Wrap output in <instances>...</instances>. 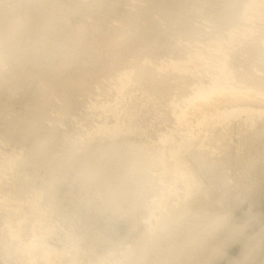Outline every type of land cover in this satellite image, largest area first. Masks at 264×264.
Masks as SVG:
<instances>
[{
	"label": "rangeland",
	"instance_id": "1",
	"mask_svg": "<svg viewBox=\"0 0 264 264\" xmlns=\"http://www.w3.org/2000/svg\"><path fill=\"white\" fill-rule=\"evenodd\" d=\"M82 1L61 0V6L63 5L61 12L65 13L66 18L70 21L69 24L101 22L116 37L118 36L114 33L122 16L128 13H136L138 10L143 14L139 23L142 26L152 27L154 30L151 31V35H157L153 37L154 50H143L135 58L141 64L147 63L148 67L150 65L154 69L153 73L157 87L152 93V90L149 91L147 89L145 83L140 82L135 77L133 67L131 68L129 64H122L113 74L107 76L99 75L102 80H99L100 78L91 80L89 85H87L88 92L76 95L74 101L70 104L71 110L66 112L68 115L63 114V116L59 113V108L57 107H59L61 102L58 98H54L49 104L47 113H44V121L41 124L37 140L49 139L47 147H57L56 149L61 150L64 149L63 143L65 145L73 143L76 147H79V145L82 147L83 143V146L86 144V146L94 148L100 145L106 146L113 141L112 144L120 143L121 145L128 140L130 141L129 143L133 142L132 144L137 146L149 145L152 147L159 155V163L150 169L151 171L148 172L149 177L146 175V179L144 178L146 181L144 182L145 187L143 185L140 186V188L142 187L141 192H139L141 201L135 202L134 199H124L121 203H118L119 205L114 206L115 202L113 200L103 198L104 193L100 184L103 175H97L100 176L98 180L93 179L92 181V177L88 180L79 173L78 167L71 166V164H74L76 157H82L80 155L82 148L78 150L75 158L73 157V162H71L72 160L70 162H62L63 164L59 166L58 163L60 162L56 160H59L62 156L65 157L62 153L61 155L60 152L56 153L55 151L54 153L53 150H50L49 153H54L52 157H55V160L50 156L47 159L55 162H44L46 158H42L39 154H33L37 158L28 154V148L32 146L31 142H33V139L21 140L20 134L16 130V135L8 134L6 129H4V120L11 121L23 114V97L17 95V98L14 101L12 100L9 109L0 116V123H2L0 124V166L2 167H0V178L2 179H0V201L2 202H0V205L2 204L0 206V242H2L0 243V264H134L130 260V251L132 252L135 242L137 240H145L154 235L156 222H159L171 205L175 212H183H181V215H179L180 212H177L178 214L174 213V211L168 212V215L172 218L170 219L172 238L174 236V238L178 239L179 236L190 233L188 231L189 226L191 233H195L193 229L196 226L200 227L202 225L201 222L208 223L213 213L226 216L225 224L229 226L226 225V228H231L232 225L240 227L239 231L233 233L234 235L232 234L233 237L230 236L232 238L228 237L229 239L224 238L226 237L224 235L228 234L224 226L218 227L217 231L215 230L212 232L213 234L209 233L206 236L207 248H201L203 258H206L205 260L209 258L206 264H264V104L251 103L245 100H241L242 102L229 100L212 107L203 106L199 111L200 114L195 112L193 114L192 112V107L196 104L195 100L197 99L195 95L198 91H202L201 89L206 91L213 86V80L221 75H223L221 76V80L223 79L221 83L222 86L226 87V91H228L227 88L229 87L232 92L233 87L236 90H233L232 93H241L249 89L252 93L264 95V46H262L264 45V38H261L262 41L259 38V51L251 49L245 52L244 49L246 50V45L250 38L247 36L249 34L246 33V36L241 34L243 36L242 39L241 35L238 34L243 28L245 29L246 27L247 30L251 26L254 28V33L258 34L259 28L264 27V22L260 21V18L256 15L252 16L251 13H247L245 19H239L235 23L236 26L234 25V29L238 28L239 32L235 30L234 33L232 27H230V31L228 29L225 32H219L206 13L210 6L199 0H189L190 5L189 7L186 6L184 10L179 9L177 6L169 5L168 10L173 21H169L161 8L158 7H151L146 12L142 11L147 5L144 0H106L107 4L111 2L110 5L118 2L115 5V10L110 11L108 14L105 9L108 7L107 5L101 6L98 10L88 11L89 13L87 14V10H85L86 4L94 0ZM0 2V6L6 9L12 6L11 0H0ZM152 2L155 5L157 0ZM71 7H76V12L74 13L76 16L70 15L73 13L69 10ZM100 9L105 13H102ZM248 14H251L250 17ZM251 16L252 18L254 17V21L256 20L255 23ZM85 17L87 20H85ZM101 18L104 20L109 19L110 21L108 20L107 23ZM246 18L252 22L249 23ZM252 23L254 26L251 25ZM257 24L261 25L258 26ZM183 28L194 29L198 32V35L193 36V38L182 35L181 30ZM228 31L231 32V37L228 35ZM194 53H197L198 56H195L196 54ZM134 56L128 54V59L133 60ZM199 56L200 58H198ZM27 59L25 57L21 58V60ZM142 61L144 62L142 63ZM196 61L199 62L197 63ZM175 65L191 69L193 72L189 70V73L186 72V74L177 69ZM151 67L149 68L152 69ZM11 70H13V67L8 63H5L3 67L0 66L1 77L9 80L14 73ZM121 71H126V73ZM180 71L182 72L181 74ZM245 72L259 78L260 80L258 81L260 83L247 84L250 82L249 80H245V83L243 78ZM121 74L122 77H119ZM130 74L132 76L129 77ZM241 74L243 75L239 77ZM162 80L170 87L169 95L164 97L161 95ZM244 87L248 89L245 90ZM3 92H0V97L3 96ZM158 92L159 94H157ZM183 96L184 98H182ZM194 98L196 99L194 100ZM173 101L176 103H173ZM55 106L56 108H54ZM207 108L209 111H207ZM241 108L243 112L240 111ZM203 109L205 110L204 112ZM49 110L50 112H48ZM117 112H120L119 115ZM80 131H83L84 134ZM171 150H173V153L178 151L180 157L184 158L187 164L185 174L181 170H178V172L172 168L174 158L170 155L172 154ZM175 150L176 152H174ZM161 155L164 157L163 161H161L163 159L160 157ZM104 158H108L109 160H107L113 163L110 157L105 156L101 159V164L96 165L97 168L94 166V168H96L95 170L96 172L98 171V174L101 172L105 177V174L106 176L111 174L109 169L102 168L105 162L107 164V160ZM18 159L20 160L18 161ZM68 163L71 164L69 165ZM166 164L171 167L168 168ZM166 168L170 169V171L168 172ZM104 170H107V173ZM77 171L79 174H76ZM80 176H84L86 180ZM21 178L24 190L15 196L14 187L20 184ZM80 179L84 182L82 183ZM185 179L188 182L187 184ZM193 181H196L195 185H193ZM15 182L19 184L17 185ZM146 186L149 187H147L148 190H146ZM150 191H156L157 195ZM143 205H145V208ZM176 205L178 206L176 207ZM248 213L250 214L248 215ZM199 214H201V217ZM187 221L188 223L185 224ZM182 226L183 228L181 229ZM176 231L179 233H176ZM218 235H220L221 239ZM254 236L258 238L260 236L261 242L255 245L256 249L255 247L254 249L252 248V252L249 251L250 253L248 252L247 254L246 250H249L248 241H251ZM168 241H170L169 237L165 238L163 243L165 244ZM214 241L215 243L224 242L222 245L217 246L216 251L211 254L212 256H209V253L212 252L210 251L212 246L209 247L208 244L211 242L212 245ZM29 244L32 248H30ZM163 245L159 246L160 250L166 247V244L165 246ZM243 252H245V256L242 254ZM154 254L153 252L146 254V256L148 255L147 258L145 256L143 260L141 259L135 264H161L162 259ZM194 262L191 260L190 264H195ZM196 264L198 263L196 262Z\"/></svg>",
	"mask_w": 264,
	"mask_h": 264
},
{
	"label": "bare ground",
	"instance_id": "2",
	"mask_svg": "<svg viewBox=\"0 0 264 264\" xmlns=\"http://www.w3.org/2000/svg\"><path fill=\"white\" fill-rule=\"evenodd\" d=\"M11 1H12L11 2L12 6L10 8L6 9L3 6H0V66L3 67V65L5 63H8V64H10L13 67V70H11V71L14 72L13 76L9 80H6L4 77H1V74H0V92L4 91L3 92V96L0 97V116H1V114H3L4 111L9 109L12 100L14 101L17 98V95H21L23 97L24 107H23L22 116H19L18 118L13 119L11 121L4 120V129H6V131L10 135H16L15 134V130H16L17 132H19L21 140L33 139V142H31L32 146H30L28 148V154L30 156L31 155L35 156L33 154H37V155L39 154L42 158H46V159L48 158L49 159V156H50L52 159L55 160V157L54 158L52 157V155L55 153V151H56V153L57 152H60V154L62 153L66 158L62 156V158H64V159L59 157L60 159L56 160V161H59L61 163L60 164V163L57 162L59 164V166H61L63 164L62 162H70V160H72L71 162H73V159L75 158L78 150H80L82 148L83 150L81 151L82 153L80 154L82 157H80V158L76 157L75 162H73L74 164H71V163L70 164H71V166L78 167L79 173H81V175H84L88 180H90L91 177H92V179H91L92 181H93V179L94 180H98V177L103 175V178L101 177V180H100V182H101L100 184L102 185V189H103V193H104L103 198L111 199V201L113 200L115 202L114 206L119 205L118 203L119 202L121 203L122 200H124V199H134L135 202L141 201L139 199L140 198L139 197V192H141L140 190H141L142 187L140 188V186L143 185V187H145L144 186L145 185L144 182H146L145 181L146 177L147 176L149 177L148 172L151 171L150 169H152V167L156 166L159 163V155H157L156 150H154L149 145L137 146V145L132 144L133 142L129 143L130 141L124 139V140H126L128 142L123 140L125 143H123L121 145H120V143L119 144L118 143L117 144H112L114 142L113 141L112 143L109 142L108 145L105 144L106 146H101L100 145L98 147H94L93 148V147L86 146V144H85V146H83V143H82V147H81V145H79V147H80L79 148V147L74 146L73 143H67L66 141H64L67 144L65 145V143H63L64 144V147H63L64 149L61 150V149H56L57 147L56 148L47 147L49 139L45 140V138H44V140H39V139L37 140V138H38L37 136H38L39 131L41 130V124L44 121L43 120L44 116H45L44 113H47L46 111L49 108V104L52 102V100L54 98H58L60 100L61 103L59 102L60 104H59V107H57V108H59V113H61V115H63V114L65 115V114H67L66 112H70V110H71L70 104L74 101L76 95L85 94V93L88 92L87 85H89L91 80H96V79L98 80V78H100L99 75L100 76L101 75L107 76V75L113 74L116 71V69H118V67H120V65H122V64H129L131 68L133 67L134 72H135V77L140 82L145 83L147 89L149 91L152 90L151 92L154 93L153 91H155L156 87H157L156 86L155 75L153 73L154 69L149 65V67L152 68V69H150L148 67L147 63L144 64L143 62L145 60L142 61L143 64H141L140 61L137 58H135V57H138V54L141 51H143V50H148V49H153L154 50L153 37H155L157 35V34L155 35V33H154L155 36L151 35V31H153L154 29L152 27L142 26L139 23L140 18L143 16V14L139 12V10L136 13H128L125 16L121 17V20H119L120 21L119 26L116 27V30H115V33H114L115 35L118 36V37H116V36L113 35V32H111L110 29H106L103 26L104 23H101V22H93V23L82 22V23L76 24V25L69 24L70 21L66 18L65 13L61 12L62 6H63V5L61 6V0H11ZM144 1H146L147 5H146V7L144 9H142V11L146 12L151 7L161 8V10L163 11L164 15L167 17V19L169 21H173V18L169 14V10H168V6L169 5L177 6L181 10H184L186 6L189 7V5H190L189 0H157L155 5H153V2H152L153 0H144ZM199 1L207 3L210 6V9L207 10L206 13H207L208 17L211 19L212 23L214 24V26L216 27V29L219 32H225L228 29L230 31V27H232L233 28L232 31L234 30V33H235V30L238 29V28L234 29L235 23L239 19L240 20L243 19V18L245 19V17H247L245 15L247 13H251L252 16L256 15L258 18H260V21L262 20L264 22V0H199ZM110 3L107 4L106 0H94L93 2L86 4L87 7H85V10H87V14H88L92 10H98V8H100L101 6L107 5L108 7L105 8V9H106V13L108 14L110 11H114L115 10V5L118 2H116L113 5H110ZM72 6H75V5H72ZM79 9H80V7H79ZM69 10H70V12H73L72 14H70L68 12L71 16L75 15L74 13L76 12V7L75 8L71 7V9H69ZM101 12H102V10H101ZM102 13H105V12L103 11ZM250 15H249V17H250ZM71 16H70V18H71ZM252 16H251V19H253V21H254V17L252 18ZM85 20H87L86 17H85ZM89 20H90V18H89ZM102 20H104V19H102ZM108 20H104V21H106L108 23ZM246 20L249 23L252 22V21L250 22L249 19H247V18H246ZM246 20H242V21H246ZM242 21H241V23H242ZM255 21H254V23H255ZM251 25H253V23ZM257 25L259 26L261 24H257ZM249 28H251V29H249ZM249 28H248L249 30L248 29L246 30V27H245V29L243 28V30H241V32L243 31L242 33L241 32L238 33L239 35H241V34L243 35L244 34V36L247 35L246 33H248L250 35V36L249 35H247V36H248V38L250 37L249 38V42H251V43L249 44V42H248L247 45L245 44L246 45V50L244 49V51L246 52L247 50H251V49L253 51H259V48H260L259 47V40L261 38H264V27L261 28V29L259 28L258 34L254 33V28L252 26L249 27ZM229 31H228V35L230 36L231 32H229ZM181 33H182V35H185V36H188V37H192V38H193V36L198 35V32L196 30H194V29H191V28H183L181 30ZM232 35H235V34H232ZM242 35H241V39L243 38ZM233 38L235 39V37H233ZM233 38H232V40H233ZM228 41H230V40H228ZM261 41H262V39H261ZM231 42H233V41H231ZM234 42H235V40H234ZM238 44H239V42H238ZM239 45H241V43ZM262 46H264V45H262ZM213 49H215V48H213ZM128 54L135 55L134 59L133 60H129L128 59L129 58ZM194 54H196L195 56H198L197 53H194ZM199 55L201 56V54H199ZM200 56L198 58H200ZM22 57H25V58H28V59L27 60H21ZM193 58H195V57H193ZM175 67L177 69L181 70L182 72H185V73L186 72L189 73V70H191V69H187V68H185L183 66H179L178 67V65H175ZM181 71H180V74L182 73ZM121 72H123V71H121ZM124 72L126 73V71H124ZM191 72H193V71L191 70ZM243 72H240V73H243ZM245 73H244V75L243 74L239 75V77H241L243 75L244 81L245 80L246 81L249 80L250 82H248L247 84L250 83L252 85V84L260 83V81H258V80H260L259 78H256V77H254L252 75H249L247 73L245 74ZM127 74H129V73H127ZM131 74L129 75V77L132 76ZM193 76H195V75H193ZM221 76H223V75H221ZM221 76L220 77H216V78L214 77L215 79L213 80V86H211L207 90L205 88L206 91L201 89L202 91H198V93L195 95V97L197 98V99L194 98V100L196 99L195 100L196 104L194 103L195 105H193V107H192V105H190L193 108V110H192L193 114H194V112L200 114L199 111L201 110V108H203V106H205V107L211 106L212 107V106L218 105L219 103H222V102H225V101H229V100H235V101L239 100V102L241 100L242 101L245 100L247 102L250 101L251 103L254 102V103H257V104L258 103L259 104L260 103L264 104V95L252 93V91H250L248 88L244 87L245 90L246 89H248V90L245 91V92H241V93L240 92L239 93H232L233 90H236L235 88L233 89V87H232V92L230 91L229 87L227 89L230 92L226 91L225 90L226 87L222 86L221 82H222L223 79L221 80ZM119 77H122V74L119 75ZM123 77H125V76H123ZM243 78H242V80H243ZM99 80H102V79L100 78ZM246 81H245V83H246ZM131 83H133V82H131ZM3 87H5V88H3ZM157 90H158V88H157ZM161 90H162L161 91V95H163L162 97L167 96L170 93V87L167 86V84L163 80H162V84H161ZM157 94H159V92ZM125 96H127V95L125 94ZM129 96H130V94H129ZM184 96L182 98H184ZM78 97H80V96H78ZM183 100H185V99H183ZM181 101H182V99H181ZM79 102H80V100H79ZM173 103H176V102L173 101ZM187 103H188V101H187ZM54 105H55V103H54ZM54 108H56V106ZM214 108H216V107H214ZM242 108H244V107H242ZM242 108H241L240 111H242ZM245 108H247V107H245ZM249 109H250V107H249ZM51 110H53V109H51ZM204 111L205 110L203 109V112ZM207 111H209V109ZM237 111H239V110H237ZM48 112H50V110ZM51 112L53 113V111H51ZM210 112H209V114H210ZM119 113H118V115H119ZM259 113H260V111H259ZM234 114H235V112H234ZM180 116H181V114H180ZM180 116H179V118H180ZM199 116H201V115H199ZM88 118H90V117H88ZM1 119H2V117H1ZM204 119H206V117H204ZM51 120H53V119H51ZM186 120H187V118H186ZM196 121H197V119H196ZM46 122H47V120H46ZM223 122H224V120H223ZM223 122H221V123H223ZM0 124H2V123H0ZM76 126H78V125H76ZM195 126L197 127V125H195ZM80 132H83V131H80ZM203 133H204V131H203ZM83 134H84V132H83ZM85 137H86V135H85ZM197 140H198V137H197ZM83 141H85V140H83ZM1 142L3 143V141H1ZM176 143H177V141H176ZM153 145H154V143H153ZM170 149H171V147H170ZM50 150H53L54 153L53 152H52V154L49 153ZM171 152H172V154H170V152H169V154L172 156V158H174L173 159L174 165L172 164L173 165L172 168L175 171L181 170V172L182 173L184 172V174H185V172H186L185 169H187L186 168L187 164L184 161V158L180 157L178 151L176 152V150L174 151L176 153H173V150H171ZM105 156L106 157H110V159H112L113 163H110L111 161L109 162L108 158H107L108 160L104 158L105 160H107V164L105 162V164L102 165V168L109 169V173L111 174V175L107 174V176L105 174V177H104V174H101L100 171H99L100 174H98L97 173L98 171L96 172L95 169L97 168L96 165H100L101 164L100 161ZM163 156H164V154H163ZM163 156L162 155L160 156V157L163 158V159H161V161L164 160ZM8 158H10V157H8ZM51 158H50V160H51ZM46 159H44L45 160L44 162L51 163V161H54V160L48 161V159L46 161ZM9 160H11V158ZM19 160L20 159H18V161ZM54 162H52V163L55 164ZM16 164H14V165L16 166ZM37 164H39V163H37ZM167 164H170V163H167ZM167 164H166V166H167ZM17 165H19V164H17ZM50 165H48V166H50ZM69 165H67V166H69ZM170 165H169V167H171ZM94 166L96 168H94ZM75 167H74V169H75ZM98 167H100V166H98ZM164 167H165V164H164ZM56 168L58 170L57 166H56ZM168 168H166V169L169 172L170 169L168 170ZM59 169H61V168L59 167ZM100 170H101V168H100ZM78 171L76 172V174H79ZM104 171H106V173H107V170H104ZM11 172H12V170H11ZM171 172H172V170H171ZM102 173H103V171H102ZM182 173H179V174H182ZM174 174H176V173H174ZM54 175H55V173H54ZM60 175H62V174H60ZM97 175H100V176H97ZM84 176L83 177L80 176V177H82V178H84V180H86V178ZM109 176H111V177H109ZM21 177H23V176L21 175ZM158 177H159V174H158ZM3 178H4V176H3ZM172 178H173V176H172ZM194 178H195V176H194ZM27 179H28V177H27ZM12 180H14V179H12ZM80 181H82V183L84 182L81 179H80ZM161 181L163 182V180H161ZM170 181H171V178H170ZM195 182L193 181V183H194L193 185H195ZM15 183L17 184V182H15ZM26 183H24V184H26ZM142 183H144V184H142ZM187 183L188 182L186 180V184ZM190 183H192V182H190ZM6 184H8V183H6ZM9 186H11V185H9ZM23 186L24 185H23L22 178H21L20 184L18 186L14 187L15 196H17L18 193H21L24 190ZM198 186H197V188H198ZM147 187L148 186H146V190H148ZM171 188H172V186H171ZM173 188H175V187H173ZM185 188H186V186H185ZM143 190H145V189H143ZM155 190H156V188H155ZM186 191H187V189H186ZM150 192L151 193H153V192L155 193L156 191H150ZM4 193H5V191H4ZM6 193H7V191H6ZM148 194H149V192H148ZM5 196H6V194H5ZM144 196H146V195L144 194ZM2 197H4V196L2 195ZM173 197H174V195H173ZM7 198H9V197H7ZM166 198H167V195H166ZM12 199H15V198H12ZM220 199H218V200H220ZM52 200H53V196H52ZM167 200H168V198H167ZM180 201H181V199H180ZM162 202H163V200H162ZM250 202H252V201H250ZM143 203H144V201H143ZM163 203H165V202H163ZM174 204H173V206H174ZM5 205H6V203H5ZM141 205H142V203H141ZM187 205H185V206L187 207ZM144 206L145 205H143V207ZM171 206H170V209H168L164 213L163 216L161 215L162 218L159 220V222H156V225L154 226V230H155L154 231V235L150 236V237L148 236L149 238H147L145 240H142V241L141 240H137L135 242V244L133 246V249H132V252L130 251V253H131L130 260H132V262L134 264L138 263L139 260L141 261V259L143 260V258L146 256V254H150L152 252L155 253L154 254L155 256L158 255V257L160 259H162V263L161 264H190L191 260H193V262L196 261L198 264H206V262H207V260L209 258H207V260H205L206 258H203V252L201 251L202 250L201 248L202 247L207 248V246H206V236L209 233H212L215 230L217 231V228L220 227V226H224L225 227L227 225V224H225L226 216L224 214H214L213 213L212 214L213 216H211L209 218L208 223L201 222L202 225H200V227L196 226L193 229V232L195 231V233H191V228L189 226L188 227L189 228L188 231H190V233L189 232L185 233V234L179 236L178 239H176V238H174V236L172 238L171 232H170V228H171L170 227V223H171L170 219H172V218H170L171 216L168 215V212L174 211L173 207H171ZM177 206L178 205H176V207ZM8 209H9V207H8ZM179 209H177V210H179ZM4 210H5V208H4ZM183 210H185V209H183ZM177 212L179 213L180 211H176V212L174 211V213H177ZM181 212H180L179 215H181L183 213V212L182 213ZM249 214L250 213H248V215ZM148 215H149V213H148ZM157 215H158V213H157ZM204 215H205V212H204ZM199 216L201 217V214H199ZM15 217H16V215H15ZM153 217H154V214H153ZM158 218H160V216H158ZM196 218H198V217L196 216ZM201 219H204V218H201ZM178 221H180V220L178 219ZM247 222H248V220H247ZM5 223H7V222H5ZM8 223H10V222H8ZM187 223H188V221L185 224H187ZM223 224H225V225H223ZM181 225H182V223H181ZM173 226H174V223H173ZM183 226L181 227V229L183 228ZM193 226H194V223H193ZM228 227L227 228L225 227L226 232L229 234V235L228 234L224 235V236H226V237H224L226 239H229L228 237L232 236L233 233H235L236 231L240 230L239 226H233L232 225L231 228H228ZM219 230H218V232H219ZM151 232H152V230H151ZM176 233H179V232L176 231ZM218 236L220 237V235H218ZM168 237H169L170 241L166 242L165 243L166 247H164V249L160 250L159 246H161V244L163 245L164 244L163 242H164L165 238H168ZM232 237H230V238H232ZM142 239H144V238H142ZM220 239H221V237H220ZM260 240H261L260 236H259V238L255 237V236L252 237L251 241H248L249 250H246L247 252L246 251L245 252L247 254H248L249 251L252 252V250L254 249L255 245L258 244L259 242H261ZM18 242H20V241H18ZM223 242H217L218 243L217 244L214 241V243L212 245H211V242H210L208 244V246L209 247L212 246L211 249H210V251H212V252L209 253V256H212L211 254L216 251L217 246L218 245H222ZM0 243H2V242H0ZM165 244L163 246H165ZM246 245H245V247H246ZM30 248H32L31 245H30ZM255 249H256V247H255ZM23 251H24V249H23ZM27 252H29V251H27ZM245 252H243L242 254L244 255ZM128 253H129V251H128ZM147 256H146V258H147ZM150 258H151V256H150ZM128 261H129V257H128ZM196 262H194V263L196 264Z\"/></svg>",
	"mask_w": 264,
	"mask_h": 264
}]
</instances>
